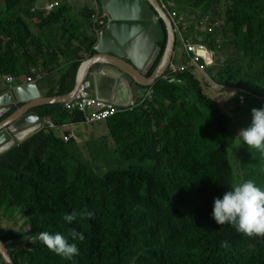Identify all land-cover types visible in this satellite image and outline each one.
Listing matches in <instances>:
<instances>
[{"label":"trees","instance_id":"trees-1","mask_svg":"<svg viewBox=\"0 0 264 264\" xmlns=\"http://www.w3.org/2000/svg\"><path fill=\"white\" fill-rule=\"evenodd\" d=\"M36 1L0 0L1 78L29 75L33 68L53 70L56 57L37 62L43 48L38 39L31 41L24 17L37 16L41 29L59 19L67 2L62 0L45 15L33 10ZM177 3L180 11L198 9L200 18H210L205 33L198 32L199 21L192 19L186 38L202 37L208 49L222 57L219 65L207 69L213 84L200 81L202 71L192 65L158 80L150 100L107 122L116 153L130 162L124 170L92 173L89 164L69 152L73 140L64 142L69 136H56L61 130L47 128L3 153L0 213L9 221L24 219L19 235L4 237L0 231L15 264H264V236H245L232 225L216 224L210 215L213 198L241 176L230 148L236 140L233 127L240 131L250 124L255 102L264 106V0ZM85 9L93 16L91 8ZM217 15L222 28L211 32ZM96 53L93 47L89 57ZM86 59L58 67L51 95L73 90ZM223 90L233 96L222 104L216 97ZM5 91L0 87V95ZM34 112L42 123H82L81 114H71L59 104ZM239 149L242 180L264 186V156L243 143ZM73 210L91 211L93 216L78 215L66 224L62 217ZM70 228L85 237L74 241L79 252L72 260L39 240L42 231L66 233ZM133 235L139 240L131 242ZM18 238L24 241L22 247L15 245ZM0 261L6 264L1 255Z\"/></svg>","mask_w":264,"mask_h":264},{"label":"water","instance_id":"water-1","mask_svg":"<svg viewBox=\"0 0 264 264\" xmlns=\"http://www.w3.org/2000/svg\"><path fill=\"white\" fill-rule=\"evenodd\" d=\"M100 1L110 20L101 32L96 55L82 63L69 94L42 97L37 84L24 83L9 87L0 95V152L8 150L16 138H24L39 125L40 116L34 109L68 102L91 75L98 97L114 101L122 84L127 89L134 81L141 87H151L166 73L176 53L177 36L171 16L160 1ZM106 37L113 47H104ZM161 44L165 45L164 49ZM0 255L6 264H15L1 237Z\"/></svg>","mask_w":264,"mask_h":264},{"label":"rangeland","instance_id":"rangeland-1","mask_svg":"<svg viewBox=\"0 0 264 264\" xmlns=\"http://www.w3.org/2000/svg\"><path fill=\"white\" fill-rule=\"evenodd\" d=\"M65 1L67 2L65 5V11L62 12L59 19L48 23L41 29L38 25L39 19L37 16L24 17L31 32V41H33V38L38 39L40 41L39 44L43 48V56L37 62H39L41 59L45 61H50L49 59L54 60L53 57H56L54 60L53 69L57 70L59 66L67 65L73 60H79L85 57L89 58L91 49H93V47L96 49L100 42L102 30L101 25L97 23L95 17L90 16L85 9L87 7L92 9V7L95 5L94 0ZM37 9V6H35V8L33 6L34 11H39ZM174 9H176V7ZM176 10L179 11V9ZM183 12L187 15L184 23L183 33L185 36H188L191 32L190 19H194L193 21L195 23L196 20H198L200 26L201 22L199 19L201 15L199 14L198 9H195L193 12H189L188 10ZM220 13L221 11L218 10V14ZM44 14L47 15L49 13L44 12ZM216 17L220 18L219 15ZM108 23L109 22H107V24ZM222 25L223 22L220 20L214 25L212 32L214 29H221ZM206 49L210 51L207 46ZM212 52L214 61L216 60L215 65H219L222 61V57L217 54V50ZM53 54H55V56H53ZM175 62L177 64L188 63V58L184 53L183 42L181 39H179V44L177 45ZM36 69L43 75L42 79L44 80L45 75L43 72H41L42 69ZM198 77L200 81H204V79L210 80L208 77L204 78L200 75ZM2 82L3 79L0 76V84ZM55 88L56 85L53 87L52 93H55ZM213 94L217 95V91H213ZM232 96V92L226 93L225 90H223V92H221L216 98L218 99L217 101L223 104L228 102ZM247 102L249 103V101ZM254 106L259 108V104L257 102H255ZM62 124H64V122H62ZM86 128L87 127L83 126L81 130H76L74 132V136H76L72 139L73 143L68 144V150L71 154L80 156L83 161L89 164L90 171L95 174H106L111 170H124L128 168L130 162L122 160L115 151L116 142H114V140L108 136L107 124L98 125L90 130L82 131ZM233 130L235 134H238L239 129H237L236 126L233 127ZM237 143L238 141L235 140L233 144H231L230 148L232 149V158L237 165L238 171L240 172L241 176L239 177V181H241L242 174L240 161L242 154L239 147L236 148ZM14 212H17L15 214L17 216L20 213L19 209H16ZM23 227L24 219L22 217H19L17 221H9L6 219V217H4L3 213H0V231L4 234V237H13L14 235H19L23 231ZM23 244V239H16L15 245L22 247Z\"/></svg>","mask_w":264,"mask_h":264},{"label":"clouds","instance_id":"clouds-1","mask_svg":"<svg viewBox=\"0 0 264 264\" xmlns=\"http://www.w3.org/2000/svg\"><path fill=\"white\" fill-rule=\"evenodd\" d=\"M99 2L101 5L102 3L100 0H99ZM160 4H161V1H160ZM101 6H103V5H101ZM161 6H162V4H161ZM175 7H176V9H178L177 0H176V6ZM41 12H43V11H41ZM179 12L183 14L184 23H185L187 15L184 14L183 11L181 12L179 10ZM167 14H168V12H167ZM203 19L204 18L201 17L199 20L201 21ZM218 19L219 18L215 17V21L213 24H215V22H217ZM190 20H192V19H190ZM108 22H109V20H108ZM173 24H174V22H173ZM107 25H108L107 23H106V25H101V29L102 30L105 29ZM203 26H204V28H203ZM203 26L200 29V26L197 25V28L200 31H202L203 33H205V30H207L209 28L210 24L209 25L208 24L203 25ZM183 28H184V26H183ZM213 28H214V25L211 26V32H212ZM174 29H175V26H174ZM102 30H101V32H102ZM183 35H184V33H183ZM176 36H177V45H178L180 38H179V35L177 33H176ZM185 38H186V36H185ZM204 44H205V42H204ZM176 51H177V48H176ZM209 52H212V51H209ZM175 55H176V53H175ZM89 58H91V57H89ZM89 58H87V59H89ZM173 63L177 64L175 62V56H174V59H173L171 64H173ZM215 63H216V60H215ZM215 63L210 65L208 68L215 66ZM171 64H170V66H171ZM182 64L185 65V67H186L185 70L186 69H192L191 66L194 65V64H191L189 58H188L187 64L186 63H182ZM170 66H168L167 71L162 78L168 79V77H170ZM34 69L35 68H33L31 70V72H30L31 74H29L28 76H30V75L34 76V74H33ZM207 69L204 72L202 71L200 76H202L204 78L208 77L210 79V83H213L211 77L207 75ZM193 70L196 72V70L194 68H193ZM36 71L39 73V71L37 69H36ZM41 72H42V70H41ZM179 72H182V71H179ZM179 72H176L175 74H177ZM7 79H6V81H7ZM41 80H39V81H41ZM87 80H90L92 82L93 93H94V95H96L98 97V94H97V91L95 88L94 75H91V77H89ZM25 83H27V82H25ZM22 84H24V83H22ZM13 86H19V85H13L12 83L11 84L8 83V85L5 86V89L7 88V90H8L9 87H13ZM151 87L145 88L146 91L144 93V96H141L140 98H137V99L132 100V101L130 100L127 104L126 103L125 104H117L115 102L116 99L114 101H111V102H114L119 107L118 113H121L124 111H126V112L131 111L134 108L143 104L147 99L148 100L151 99V95H152ZM76 93H78V92H76ZM62 96H64V95H62ZM53 97H55V96H53ZM241 102H243V97H241ZM64 104H59V105H63V107H64ZM43 106H46V105H43ZM40 107H42V106H40ZM73 113H79V112H72L71 114H73ZM79 114H81V113H79ZM112 119H114V117H112ZM111 120H108V121L102 122V123H98V124H94V125H88L85 123V121L83 119V115H82V123L84 125H88V126H95V125L98 126V125L106 124L107 122H109ZM69 121H70V119H69ZM45 122H47V121H45ZM45 122L42 123V120L40 119L39 125L34 127V130L40 128V126L42 128L38 129L36 132H34L30 135H26L24 138H22V140L19 138H16L13 141L12 146L10 148H8V150H4V151L0 152V156L3 153L12 149L14 146L19 145L20 143L26 141L27 139L32 138L33 136H35L36 134H38L39 132L44 130L46 128ZM52 124H54V123H52ZM54 125L56 126L57 130H61L64 128V124H62V126H59L56 124H54ZM234 138L238 141V143L236 144V148L239 147L241 145V143H243V144L247 145L248 149H256L261 156H264V106L251 109V122H250V124L248 126L242 128L238 132V134L235 135ZM71 139L72 138H70V140ZM261 171L264 172V167L261 168ZM78 215L82 216V217L87 216L88 218H91L93 216V213L91 211H83V212H80L78 214L75 210H73L71 213L65 214L62 217V219L66 224H71L74 220L77 219ZM210 215L216 224L223 225V224L227 223L229 225H232L238 233H241L245 236H248V237L264 236V186L258 185L252 179L241 180V181H238V182L228 186V189L226 191H224L222 193V195L213 198L212 211H211ZM123 237L126 239V237H128V234H124ZM84 238L85 237H84L83 233L77 232L75 229H71V228L68 229L66 233L42 231L39 234V240L43 243V245H45L50 251L54 252L55 254L65 258L67 260H72L74 256L78 255L79 250H78L77 244L74 241L78 240V241L82 242L84 240ZM133 239H136L138 241L139 237L133 235L130 238V241L132 242ZM70 241H73V242H70Z\"/></svg>","mask_w":264,"mask_h":264},{"label":"built area","instance_id":"built-area-1","mask_svg":"<svg viewBox=\"0 0 264 264\" xmlns=\"http://www.w3.org/2000/svg\"><path fill=\"white\" fill-rule=\"evenodd\" d=\"M162 7L170 14L177 34L183 42V49L185 55L189 58L191 64L199 67L201 71H205L210 65L214 64V56L212 52L206 49L203 38L199 37L196 41L185 38L183 35L184 17L183 14L177 11L175 8L176 0H160ZM62 0H37L35 6L38 7L37 10L43 12H51L55 7H57ZM94 6L92 7L93 16L95 17L97 23L100 25H106L108 20H110L109 13L104 10L103 6L100 5L99 0H94ZM34 6V8H35ZM201 20L200 29L203 25H209V16H204ZM204 28V26H203ZM203 62V65L200 63ZM184 64H171L170 75L176 72L185 70ZM33 75L27 77V83H36L42 79L43 75L38 73L36 69L33 71ZM14 79L9 77L7 79L8 83H13ZM64 109L69 112H79L83 115V119L86 124L94 125L102 122L111 120L119 112V107L111 101H105L93 93V84L90 80H86L80 87L78 93H76L71 100L64 104ZM47 129L54 131L57 130L56 126L52 124L51 121L45 122ZM40 128H42L40 126ZM38 128V129H40ZM38 129L33 130L30 134L36 132ZM28 134V135H30ZM22 140V138H21ZM69 137H64V142H69Z\"/></svg>","mask_w":264,"mask_h":264},{"label":"crops","instance_id":"crops-1","mask_svg":"<svg viewBox=\"0 0 264 264\" xmlns=\"http://www.w3.org/2000/svg\"><path fill=\"white\" fill-rule=\"evenodd\" d=\"M45 74L44 80L42 79L41 81H38L37 87L42 95V97H53V87L55 86L54 84L57 82L59 78V72L60 69H53L51 70H43L42 71ZM28 77V74H24L21 72V75L18 78H14V82L12 83L13 85H20L22 83L26 82V78ZM3 82L0 84V87L4 88L5 86L8 85L6 79L7 78H2ZM97 91V90H96ZM146 89L141 87L138 83L135 81L131 84L130 88H126L124 84L121 85V87L117 90V93L115 94L114 99H116L117 104H127L130 100H135L137 98H140L141 96H144ZM83 126L87 127L86 129H83L82 131L90 130L92 128H95V126H88L84 125L83 123H74L72 121L66 120L64 122V128L61 129V132L57 133L58 134H63L71 137L72 139L75 138L74 132L76 130H81ZM63 130V131H62ZM66 130V131H65ZM65 131V132H64ZM68 131V132H67ZM69 133V134H66Z\"/></svg>","mask_w":264,"mask_h":264},{"label":"bare ground","instance_id":"bare-ground-1","mask_svg":"<svg viewBox=\"0 0 264 264\" xmlns=\"http://www.w3.org/2000/svg\"><path fill=\"white\" fill-rule=\"evenodd\" d=\"M183 13H184V12H183ZM175 32L177 33L176 29H175ZM103 45H104V47H106V48H111V47H113L114 44L111 43V42L109 41L108 37H106V39L104 40Z\"/></svg>","mask_w":264,"mask_h":264}]
</instances>
